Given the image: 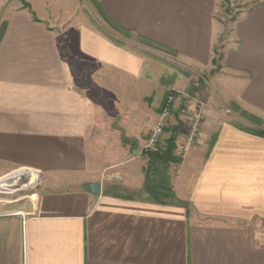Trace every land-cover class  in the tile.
<instances>
[{
    "label": "crops",
    "instance_id": "obj_1",
    "mask_svg": "<svg viewBox=\"0 0 264 264\" xmlns=\"http://www.w3.org/2000/svg\"><path fill=\"white\" fill-rule=\"evenodd\" d=\"M25 2L0 0V174L33 170L42 182L35 198L0 211V264H264L263 137L223 122L171 166L175 203L143 191L149 93L164 68L133 38L208 68L218 0H95L130 38L107 34L103 17L91 22L82 0ZM75 59L96 67L93 85L131 124L118 136L77 87ZM221 77L233 83L221 104L264 121V1L235 23Z\"/></svg>",
    "mask_w": 264,
    "mask_h": 264
},
{
    "label": "rangeland",
    "instance_id": "obj_2",
    "mask_svg": "<svg viewBox=\"0 0 264 264\" xmlns=\"http://www.w3.org/2000/svg\"><path fill=\"white\" fill-rule=\"evenodd\" d=\"M264 0H218L216 8V25H217V39L215 47L219 48V54H223L227 45L230 43L233 37V28L237 21H239L247 11L259 4ZM25 4V0H22ZM82 10L87 14L88 19L91 22L100 23L99 19L104 20L107 24L104 31L107 34L112 33L110 29V24L108 20L100 14L99 7L97 6L95 0H82ZM133 44L135 48L149 50V56L151 59H155L160 62L164 68V75L160 79V84L158 87L154 88L150 93L151 102V116L149 118L148 124L146 125V133L144 137L145 143L143 144V151L153 150L148 147L152 132L160 119V115H156L155 109L158 107V98L161 95L169 94L176 95L175 101L173 103V111L175 114L171 113L167 118V126H177L182 124L183 128L179 133L177 139V150L179 155H181L180 146L185 142V135L188 134V129L191 127V117L194 113L201 111L204 115V121L201 124V128L198 134H217V127L223 122H230L234 124H241L246 126L248 129L256 131H264V121L260 120L262 123L256 124L251 118H245L240 109H238L235 104L226 103L221 104L220 99L228 97L232 94V82L228 81V78L221 77L216 79V77L222 71V62L213 65L211 62L208 68H198L192 65L184 64L178 61L175 57L165 54L164 52L152 49L138 40L133 38ZM147 50V51H148ZM74 72L76 76V85L79 89L86 91V93L91 96L99 105V119L100 123L104 125L103 132H110L111 139L113 135L118 131L123 129V127L128 128L131 126L129 122L124 121L120 115L118 108L114 107L112 104V99L108 94L100 92L93 85L89 72L94 71L96 67L90 63L84 62L81 59L73 60ZM84 64V65H83ZM212 122L213 128L206 130V123ZM168 134H165V138H168ZM199 140V139H198ZM194 144L193 147L199 145L200 142ZM214 138H212L208 144V148L212 146ZM160 148H163L159 146ZM192 147V148H193ZM180 157V156H178ZM180 164V163H178ZM177 165V164H173ZM13 172H7L5 174H0V180L4 177L11 175ZM170 177H171V171ZM28 181V180H27ZM24 186H33V196L37 195L42 177L37 172V179L33 183H27ZM25 194V193H24ZM15 199V200H14ZM31 198L26 197H14L12 201L6 203H0V211L2 209H8L13 206L16 202L27 201ZM257 221V220H256ZM262 232L264 233V221L259 224Z\"/></svg>",
    "mask_w": 264,
    "mask_h": 264
},
{
    "label": "trees",
    "instance_id": "obj_3",
    "mask_svg": "<svg viewBox=\"0 0 264 264\" xmlns=\"http://www.w3.org/2000/svg\"><path fill=\"white\" fill-rule=\"evenodd\" d=\"M108 23L113 29H115L125 37L127 38L131 37L129 33L124 32L120 28H117L110 21H108ZM3 29L4 28L2 25L0 28V40L4 32ZM136 40H138L140 43L152 49L164 52L165 54L171 56H176V53L174 51L162 45L151 42L141 37H136ZM223 60H224V53L219 54V48L214 47L212 64L216 65L218 64V62H223ZM166 100L162 106L161 112L166 103ZM242 115L245 118H251L252 121H254V123L256 124L262 123L258 118L250 115L247 112H243ZM236 125L247 133L264 138V131H256V130L254 131L252 129L243 127L239 124ZM182 128H183L182 124H178L177 126H173V127L168 126L165 130V133L168 134L169 136L163 148H157V150H146L144 152L145 156L148 158V163L146 168L144 169L145 180L143 183V191L145 194L148 195L150 201L153 203L171 204L176 202V195L174 193V189L171 183V177L169 171L173 164H178L182 162V158L176 156L177 139Z\"/></svg>",
    "mask_w": 264,
    "mask_h": 264
},
{
    "label": "built area",
    "instance_id": "obj_4",
    "mask_svg": "<svg viewBox=\"0 0 264 264\" xmlns=\"http://www.w3.org/2000/svg\"><path fill=\"white\" fill-rule=\"evenodd\" d=\"M176 95L169 94L166 100V103L163 107V110L160 115V119L157 122L148 147L153 150H157V148H160L159 146L163 147L165 145V142L167 138H165V130L168 127L166 124L167 118L171 113H173V103L175 101ZM204 121V115L201 111L196 112L191 117V127L188 129V134L185 135V142L180 146L181 155L180 158L185 157V155L192 149L194 144L199 139V131L201 128V124ZM16 172V171H15Z\"/></svg>",
    "mask_w": 264,
    "mask_h": 264
},
{
    "label": "bare ground",
    "instance_id": "obj_5",
    "mask_svg": "<svg viewBox=\"0 0 264 264\" xmlns=\"http://www.w3.org/2000/svg\"><path fill=\"white\" fill-rule=\"evenodd\" d=\"M37 179V171L18 170L0 180V203L12 201L14 197L34 198L33 186H23L25 182L33 183ZM25 193V194H24Z\"/></svg>",
    "mask_w": 264,
    "mask_h": 264
},
{
    "label": "water",
    "instance_id": "obj_6",
    "mask_svg": "<svg viewBox=\"0 0 264 264\" xmlns=\"http://www.w3.org/2000/svg\"><path fill=\"white\" fill-rule=\"evenodd\" d=\"M91 191L95 195H100L101 194V186L99 184H92L91 185ZM4 203L7 204V202H4Z\"/></svg>",
    "mask_w": 264,
    "mask_h": 264
}]
</instances>
